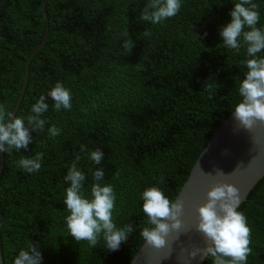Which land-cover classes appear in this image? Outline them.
Instances as JSON below:
<instances>
[{
    "label": "trees",
    "instance_id": "obj_1",
    "mask_svg": "<svg viewBox=\"0 0 264 264\" xmlns=\"http://www.w3.org/2000/svg\"><path fill=\"white\" fill-rule=\"evenodd\" d=\"M44 1L0 0V106L11 113L25 62L42 42L14 117L28 126L32 105L58 81L69 89L72 107L56 111L47 97L41 116L46 123L32 132L27 150L3 152V264H13L29 243L38 246L41 264H129L145 241L142 229L151 227L143 191L156 186L174 201L211 136L242 100L239 86L250 57L242 37L236 52L219 35L239 0H182L177 15L160 24L140 19L148 0H48L47 19ZM253 2L259 6L257 27L264 28V0ZM146 29L150 36H144ZM126 31L134 43L129 54L122 47ZM53 125L59 136H49ZM97 149L104 153L99 165L90 159ZM36 154H42L37 172L18 166L23 156ZM77 155L85 197L91 199L93 173L103 169L101 183L111 184L116 196L113 222L118 228L133 225L117 251L106 248L102 235L90 247L67 229L70 183L64 177ZM237 211L251 229L247 264H264V176Z\"/></svg>",
    "mask_w": 264,
    "mask_h": 264
},
{
    "label": "clouds",
    "instance_id": "obj_2",
    "mask_svg": "<svg viewBox=\"0 0 264 264\" xmlns=\"http://www.w3.org/2000/svg\"><path fill=\"white\" fill-rule=\"evenodd\" d=\"M182 6V0H148L144 6L140 19L151 24H160L163 21L177 15ZM258 5L253 0H239L229 13L230 22L224 25L219 32L223 45L236 52L240 51L242 37L246 46L248 59L244 61L247 72L239 86L241 102L235 107L233 114L235 120L244 128L251 129L257 122L264 123V57H258V53L264 51V28H258L260 16ZM248 29L245 31V29ZM146 29L144 36H150ZM122 47L131 52L134 43L128 32L123 33ZM203 89L213 91L212 84H204ZM54 101V108L70 110L72 96L69 89L59 81L47 93ZM47 97L41 95L39 100L32 105V115L27 117L25 126L24 118L13 117L0 106V152L10 154L13 149L27 150L32 143V132L43 130L46 121L41 119L43 113L48 110L45 102ZM50 137L61 134V129L53 125L48 129ZM81 151H85L84 146ZM104 153L97 149L90 152V159L97 165L103 160ZM77 155L75 161L68 169L64 177L70 186L66 188L64 204L69 212L66 217L67 229L70 236L76 242L88 241L90 247H95L101 235L106 248L110 251L119 250L121 244H125L129 235L133 232V225L127 224L118 228L113 222L112 214L115 208L116 196L111 184L104 185L103 169H97L93 173L94 183L91 186V199L83 193L85 181L84 173L79 170L77 163L80 160ZM42 154L33 157L23 156L18 161V166L31 174L41 168ZM222 175V171L218 170ZM163 183V178H161ZM143 212L147 216V224L141 236L146 244L156 249L166 245V237L173 230L179 231L183 213V202L170 201L163 191L156 187H148L142 193ZM241 202L239 189L228 183L215 184L207 193L206 203L199 206L197 231L203 234L206 247L195 248L189 253L192 259L198 255L202 258H212V264H247L251 253L249 247L251 229L242 212L237 211ZM42 255L38 246L29 243L27 249H21L13 264H41Z\"/></svg>",
    "mask_w": 264,
    "mask_h": 264
},
{
    "label": "water",
    "instance_id": "obj_3",
    "mask_svg": "<svg viewBox=\"0 0 264 264\" xmlns=\"http://www.w3.org/2000/svg\"><path fill=\"white\" fill-rule=\"evenodd\" d=\"M47 1L42 5L45 19ZM42 44L41 42L25 62L22 86L11 111L13 117L27 85L29 63ZM3 163V152H0V176ZM263 176L264 123L257 122L251 129H246L235 120L232 112L209 139L173 201L183 202V213L179 217L182 225L180 230L171 231L166 237V245L160 249L151 247L144 241L129 264H202L205 258L198 255L192 259L189 253L195 248L206 247L203 234L197 231V209L206 203L208 191L218 183L231 184L239 189L241 204ZM0 264H3L1 245Z\"/></svg>",
    "mask_w": 264,
    "mask_h": 264
}]
</instances>
